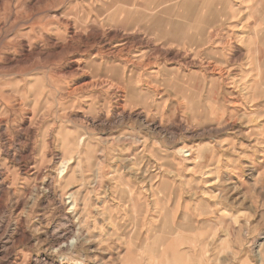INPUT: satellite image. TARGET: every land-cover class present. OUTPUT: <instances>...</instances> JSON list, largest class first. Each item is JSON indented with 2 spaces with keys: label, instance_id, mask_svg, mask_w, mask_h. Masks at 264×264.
Segmentation results:
<instances>
[{
  "label": "rangeland",
  "instance_id": "obj_1",
  "mask_svg": "<svg viewBox=\"0 0 264 264\" xmlns=\"http://www.w3.org/2000/svg\"><path fill=\"white\" fill-rule=\"evenodd\" d=\"M2 89L0 264H264V0H0Z\"/></svg>",
  "mask_w": 264,
  "mask_h": 264
},
{
  "label": "bare ground",
  "instance_id": "obj_2",
  "mask_svg": "<svg viewBox=\"0 0 264 264\" xmlns=\"http://www.w3.org/2000/svg\"><path fill=\"white\" fill-rule=\"evenodd\" d=\"M225 13V12H224ZM23 39V38H22ZM48 39V38H47ZM28 41V40H27ZM25 43V42H24ZM53 43H55V42H53ZM126 43L127 42H125V41H123V46H125L126 45ZM27 43H25L24 45H26ZM52 44V43H51ZM61 49V48H60ZM116 49H118V48H116ZM12 52V51H11ZM51 52V51H50ZM54 52V51H53ZM36 54V53H35ZM34 54V55H35ZM14 57V56H13ZM29 57V56H28ZM74 57V56H73ZM112 57H115V58H117V57H119V56H116L115 54L112 56ZM32 58V57H31ZM18 59V58H17ZM26 59V58H25ZM25 59H23V60H25ZM28 60V59H27ZM26 61V60H25ZM120 61H122V62H130V61H128L126 58H125V60H120ZM30 62V61H29ZM23 63V62H22ZM84 64V63H83ZM72 65H74V66H77V69L75 70V72L76 73H79V72H82L83 70H81L80 68L82 67V64H81V62H79V60H77V59H75L73 62H72ZM89 66H91L92 67V69H91V72H93V68L96 66V64L94 63V62H91L90 64H89ZM99 67V66H98ZM107 69H106V71H103V70H101V66L99 67V69H96L93 73H94V75L92 74L91 75V77L90 78H92L93 80H94V78H97V76H99V75H101V73L102 72H104V75H105V73H106V77L107 78H112V79H115V78H122L120 75H119V73H118V70H121L119 67H112L113 68V71H111V69H110V67H106ZM73 69V68H72ZM71 69V70H72ZM86 77V76H85ZM137 92V91H136ZM139 93V92H138ZM125 95V94H124ZM10 99H11V95H6V90L5 89H2V90H0V102L1 103H4V105L8 108V109H11V103H10ZM19 102V101H18ZM20 103V102H19ZM29 105V104H28ZM16 107V106H15ZM31 112V111H30ZM30 114V113H29ZM2 115V113L0 112V116ZM33 116V115H32ZM28 117V116H27ZM7 121V120H6ZM30 122V121H29ZM1 124H2V122H1V120H0V143L1 142H3V141H6L7 140V134H6V132L4 131V129L1 127ZM5 127H7V126H5ZM21 129V128H20ZM22 130V129H21ZM23 132V131H22ZM18 139V138H17ZM24 139V138H23ZM8 149V148H7ZM29 150V149H28ZM32 150V149H31ZM30 152V151H29ZM72 152V151H71ZM186 152H188L187 153V155L186 154H184V153H186ZM182 153L184 154V155H186L185 157H190V156H192L191 155V153L189 152V151H182ZM11 155V154H10ZM50 156V155H49ZM58 158V157H57ZM192 158V157H191ZM73 159V158H72ZM71 159V160H72ZM17 160V159H16ZM58 160V159H57ZM59 160H61V159H59ZM59 160H58V162H59ZM61 162V161H60ZM61 164V163H60ZM51 168V167H50ZM60 169H61V171H60V175H65V171H66V166H65V163H63L62 164V166L60 167ZM77 174V173H76ZM0 176H1V174H0ZM39 177H40V174H39ZM3 177L1 176L0 177V193H2V194H4V193H6V192H8L9 190H11V187L13 186V185H15V182H13V183H11V186H6V181H1V179H2ZM76 178V177H75ZM49 183V182H48ZM52 185V184H51ZM33 186V185H32ZM39 190V189H38ZM48 190V189H47ZM74 190V189H73ZM50 191V190H49ZM52 192V191H51ZM40 193V192H39ZM1 195V194H0ZM35 195V194H34ZM42 195V194H41ZM15 198V197H14ZM68 199H73V194L71 193L68 197H67V201H68ZM16 200V199H15ZM66 203V202H65ZM68 203V202H67ZM72 203V209L74 208V206H75V204H74V202H71ZM16 205V204H15ZM23 207V206H22ZM70 207H71V204H70ZM14 224V223H13ZM15 227V226H14ZM12 228V227H11ZM14 231V230H13ZM78 242H77V238H74V239H72V241L70 242V244H72V245H75V244H77ZM9 244H10V242H9ZM67 244V243H66ZM5 246V245H4ZM3 246V247H4ZM63 246V245H62ZM64 246H66L65 244H64ZM72 247V246H71ZM3 249V253H4V255L6 256H8V255H11V253L9 252V254H7L8 253V251H10V249H8V248H2ZM1 251V250H0ZM12 252V251H11ZM1 253V252H0ZM12 256V255H11ZM7 259V258H6ZM10 260V259H9ZM6 264V263H5Z\"/></svg>",
  "mask_w": 264,
  "mask_h": 264
}]
</instances>
